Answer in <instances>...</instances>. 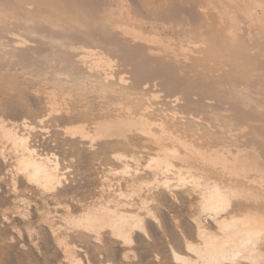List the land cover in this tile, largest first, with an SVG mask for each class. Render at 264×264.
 I'll return each mask as SVG.
<instances>
[{
  "label": "bare ground",
  "instance_id": "1",
  "mask_svg": "<svg viewBox=\"0 0 264 264\" xmlns=\"http://www.w3.org/2000/svg\"><path fill=\"white\" fill-rule=\"evenodd\" d=\"M5 154L14 185L51 198L85 172L98 190L63 217L97 241L106 231L116 260L152 237L153 264H264V0H0ZM152 202L191 216L162 215L164 240Z\"/></svg>",
  "mask_w": 264,
  "mask_h": 264
},
{
  "label": "rangeland",
  "instance_id": "2",
  "mask_svg": "<svg viewBox=\"0 0 264 264\" xmlns=\"http://www.w3.org/2000/svg\"><path fill=\"white\" fill-rule=\"evenodd\" d=\"M4 156V157H3ZM8 158H7V157ZM10 154H5V155H1L0 156V179H1V177L2 176H4V177H2L3 178V180L2 181H4V180H6L7 182H2V184H1V180H0V186H1V188L2 189H0V192H1V195H0V224H1V226H0V230H1V232H0V264H78V263H76V262H79V264L81 263V264H104L106 261L110 264V262H113V263H111V264H132V263H134V264H153L154 263V257H153V255L154 254H157V251H159V247H158V244H157V242L156 241H154V239L151 237V242H150V244L149 245H145V247H147L148 249H144V251L145 252H143V248H140V250H141V252L139 251V248H136V246H131L132 247V249H131V247L129 246V245H124V246H122V247H120V249H121V251L124 253V255H127L128 253H129V255H128V261L126 260L125 262L123 261V260H116L115 258H112L113 256H112V254H113V249L115 248L114 246H115V243H114V241H113V239L112 238H110V236L109 235H107V233H106V231L104 232V234H105V237H104V239H105V242L104 241H102L101 242V240L99 239V241H97V238H95V237H93V236H89L88 234H85V233H83V234H85V235H83L82 233H80V232H82V231H80L79 229H76L75 227L73 228V226L72 225H70L69 226V224L67 223L68 221L66 220L67 218H66V215L69 213V214H73L74 213V211H75V213H74V215H77L78 214V212L80 213V209L78 208V207H74L75 205L74 204H72L73 203V200L74 201H77V199H79V197L80 198H82L84 195H85V197L87 198V200H89V201H91L92 200V198H88V197H90L91 195H93V194H91V193H94L95 192V189L96 190H98L95 186H93L94 185V183H93V181L91 182V181H87V180H84V178L87 176L86 175V173L85 172H83V171H81V170H73V172L72 171H70L69 173H68V176H69V180L70 181H72V182H75V183H77V189H75V188H73L72 189V192L71 193H69V194H62V195H60L59 197H53V198H51L52 196H51V193L50 192H45V193H43L42 192V190L41 189H36V187H32V185H26V182H25V180H24V187H21V186H19V184H15L14 185V182H13V178H11L12 177V175H10L11 173H9V172H11L12 171V169L14 170V167H15V158L11 155L10 157ZM13 157V158H12ZM7 160V162H6V160ZM12 158V159H11ZM2 159V160H1ZM3 159H4V161H3ZM10 160H11V162H10ZM9 161V162H8ZM13 161H14V163H13ZM7 163V165L9 166V169H8V166L6 165L5 166V164ZM5 163V164H4ZM9 163V164H8ZM3 164V165H2ZM11 165V166H10ZM6 167H7V169H6ZM12 169H11V168ZM11 170V171H10ZM8 171V172H7ZM76 171V172H75ZM7 172V173H6ZM79 173V174H78ZM8 175H9V178H8ZM77 176V177H76ZM80 176V177H79ZM83 176V177H82ZM71 177H73V178H71ZM76 177V178H75ZM6 178V179H5ZM12 179V180H11ZM75 179H76V181H75ZM81 181H82V183H81ZM9 182V183H8ZM13 182V183H12ZM86 182V183H85ZM89 182V184H90V187L89 186H87V183ZM13 184V185H11L12 186V188H10V184ZM85 183V184H84ZM6 184V185H5ZM7 184H8V187H7ZM79 184V185H78ZM88 184V185H89ZM87 187H85V186ZM6 188H5V187ZM16 186V187H15ZM25 186H27V187H25ZM31 186V187H30ZM91 186H93V187H91ZM80 187V188H79ZM17 188V189H16ZM24 188H26L27 190L25 191V189ZM30 188H31V190L33 191H31L30 190ZM81 188H83V190H81ZM4 189V190H3ZM23 189V190H22ZM35 189L37 190V191H35ZM91 189H92V192H91ZM18 190V191H17ZM30 190V191H29ZM90 190V191H89ZM4 191V192H3ZM6 191V192H5ZM8 191V192H7ZM15 191V192H14ZM20 191V192H19ZM23 191H25V192H23ZM29 191V192H28ZM81 191V193H79ZM12 192H14L15 193V195H14V193L12 194ZM16 192H17V194H16ZM28 192V193H27ZM78 192V193H77ZM2 193H5V194H2ZM22 193V194H21ZM27 193V194H26ZM31 195H30V194ZM33 193V194H32ZM42 193V194H41ZM74 193V194H73ZM84 193V194H83ZM89 193H90V195H89ZM10 194H12V195H10ZM24 194H26V196L27 197H29V200L31 201H29L28 200V202H27V197L24 195ZM44 194V195H43ZM45 194H47V195H45ZM70 194H72V195H70ZM81 194V195H80ZM86 194H88V195H86ZM3 195V196H2ZM5 195V196H4ZM7 195H9L8 197H7ZM19 195L21 196V198H19ZM51 197H50V196ZM79 195V196H78ZM83 195V196H82ZM14 196V197H13ZM15 196H17V197H15ZM25 196V197H24ZM36 196V197H35ZM40 196H42V197H40ZM44 196V197H43ZM48 196H49V198H48ZM70 196H72L71 198H70ZM88 196V197H87ZM7 197V198H6ZM10 197V198H9ZM12 197V198H11ZM22 197L26 200V202H25V200H23L22 199ZM31 197V198H30ZM32 197H33V199L34 200H31L32 199ZM66 197H67V200H66ZM74 197V198H73ZM85 197H83V198H85ZM92 197V196H91ZM16 200H15V199ZM42 198V199H41ZM51 198V199H50ZM56 198V199H55ZM69 198V199H68ZM73 198V199H72ZM77 198V199H76ZM8 199V200H7ZM20 199V202L18 201L17 202V200H19ZM45 199V202L43 201ZM49 201H48V200ZM53 199H55V200H53ZM65 199V200H64ZM70 199H72V200H70ZM76 199V200H75ZM4 200V201H3ZM22 200V201H21ZM53 200V201H52ZM25 203H24V202ZM34 201V202H33ZM51 201H52V203H51ZM55 201V202H54ZM63 201V202H62ZM4 202V203H3ZM10 202V204H6V203H9ZM40 202V203H39ZM1 203H3V205L1 204ZM15 203V204H14ZM23 203V204H22ZM28 203H31V204H28ZM34 203V204H33ZM48 203H49V205H48ZM65 203V204H64ZM181 202H178V203H174V202H166V203H158V202H152V203H149V204H146V205H148V207L149 208H152L153 210H155V211H153L154 212V214H156L155 216H156V220L157 219H159L160 220V223H158L159 222V220H155L154 218H153V220H154V222L156 223V224H160L162 227H161V231H160V234H161V236H162V238L164 239V238H166V235H165V230H166V224H165V222H164V219H163V216L162 215H164L165 213H166V215H167V217H169L170 218V221H168L169 223H172V224H174V225H176V224H182L183 222H185V221H187L189 218H190V216H191V212H192V206L189 204V203H181ZM13 204V205H12ZM17 204V205H16ZM21 204V205H20ZM25 204V205H24ZM37 204V205H36ZM44 204H46V205H48V206H46V205H44ZM59 206H58V205ZM67 204V205H66ZM151 204V205H150ZM153 204H155V205H153ZM163 204V205H162ZM167 204H169V205H167ZM10 205V206H9ZM15 205V206H14ZM63 205V206H62ZM70 205L73 207H71L70 208ZM13 206V207H12ZM27 206V207H26ZM38 206V207H37ZM51 208H50V207ZM55 206V207H54ZM58 206V207H57ZM60 206H61V208H60ZM67 206V207H66ZM172 206V207H171ZM188 206H191V209H190V207H188ZM16 207V208H15ZM18 207V208H17ZM21 207V208H20ZM22 207H25V209L24 208H22ZM32 209H30V208ZM37 207V208H36ZM42 207V208H41ZM53 207H54V209H53ZM63 207H64V209H66V211H64V209H63ZM137 207V205H135L133 208H136ZM159 207V208H158ZM171 207V208H170ZM174 207H176L175 209L177 210V209H181V211L180 210H178V211H175V209H174ZM178 207V208H177ZM195 207V206H194ZM4 210H3V209ZM19 208H20V210H19ZM44 208V209H43ZM56 208H57V210H56ZM68 208V209H67ZM77 208H78V210H77ZM162 208V209H161ZM8 209H10V210H8ZM23 209V210H22ZM30 209V210H29ZM63 209V210H62ZM159 209H160V211H159ZM24 210H26V211H24ZM28 210H29V212H28ZM45 210V211H44ZM48 210V211H47ZM50 210H52V212L50 211ZM60 210V211H59ZM70 210V211H69ZM168 210V211H167ZM184 210V211H183ZM4 211H6V212H4ZM12 211V212H11ZM20 211H22V213L20 212ZM32 211V212H31ZM35 211V212H34ZM38 211V212H37ZM41 211V212H40ZM46 211H47V213H46ZM55 211L56 212H59L58 214L57 213H55ZM156 211H158V212H156ZM163 211H164V213H163ZM191 211V212H190ZM10 212H11V214H10ZM16 212V213H15ZM18 212H20V213H18ZM25 212V213H24ZM40 212V213H39ZM43 212L45 213L44 215H43ZM48 212H49V214H48ZM54 212V213H53ZM71 212V213H70ZM156 212V213H155ZM176 212V213H175ZM178 212V213H177ZM31 213L34 215H31ZM35 213V214H34ZM42 213V214H41ZM56 214L57 216H54L53 214ZM61 213H62V215H61ZM162 213V214H161ZM186 215H185V214ZM4 216H3V215ZM5 214H8V216L7 215H5ZM21 214H23V216L21 215ZM25 214V215H24ZM51 214V215H50ZM66 214V215H65ZM14 215V216H13ZM17 215V216H16ZM29 216V217H27V216ZM42 215V216H41ZM53 215V216H52ZM63 215H64V217L66 218H64L63 217ZM170 215V216H169ZM173 215V216H172ZM190 215V216H189ZM5 216L7 217V221H6V219H5ZM11 216V217H10ZM41 216V217H40ZM45 216V217H44ZM47 216H48V222L46 221L47 220ZM161 216V217H160ZM180 216V217H179ZM187 216V217H186ZM9 217V218H8ZM12 217H15V218H12ZM27 219H26V218ZM31 217V218H30ZM44 217V219L46 218V220H44V219H42ZM158 217V218H157ZM172 217V218H171ZM184 217V218H183ZM51 218H52V220L53 219H55V220H51ZM59 218V219H58ZM64 218V219H63ZM161 218V219H160ZM169 218H168V220H169ZM174 218V219H173ZM180 218V219H179ZM187 218V219H186ZM10 219V220H9ZM12 219H14V221L12 220ZM182 219V220H181ZM44 220V221H43ZM61 220V221H60ZM176 220H179V222L177 221L176 222ZM4 221V222H3ZM21 221V222H20ZM47 223H46V222ZM55 221H56V223H55ZM60 221V222H59ZM7 222H9V223H7ZM40 222H41V225H42V227H41V225H40ZM53 222V223H52ZM5 223H7V224H5ZM12 223V224H11ZM23 223V224H22ZM43 223V224H42ZM44 223H45V225H44ZM48 223H49V226H47L48 225ZM57 223H58V225H57ZM2 224H3V226H2ZM11 224V225H10ZM38 224V225H37ZM16 225V226H15ZM33 225V226H32ZM35 225V226H34ZM55 226L54 228L57 230V228H58V230L57 231H55V233H57V234H55V233H53V231H52V226ZM66 225H68V227L66 226ZM159 225V226H160ZM40 226V227H39ZM45 226V227H44ZM58 226V227H57ZM61 226V227H60ZM63 226V227H62ZM71 226H72V228H71ZM8 227V228H7ZM16 227V231L18 232H16L15 231V229H14V231H13V229L12 228H15ZM26 227H28V228H26ZM51 227V228H50ZM65 227H67V229H65ZM30 228H32V229H30ZM62 228V229H61ZM72 231H70L69 229ZM11 229V230H10ZM24 229V230H23ZM34 229V230H33ZM73 229H76V231H74ZM4 230V231H3ZM21 230V231H20ZM27 230V231H26ZM42 230V231H41ZM66 230H68L67 232H66ZM79 231V233H78V231ZM28 231H30V232H28ZM36 231V232H35ZM49 231V232H48ZM52 231V232H51ZM74 231V232H73ZM21 232V233H20ZM24 232V233H23ZM27 232V233H26ZM31 232H33V233H31ZM62 232V233H61ZM66 232V233H65ZM3 233V234H2ZM20 233V234H19ZM23 233V234H22ZM35 233V234H34ZM46 233H48V234H46ZM59 233H61V234H59ZM75 233H78V235L76 234L75 236H74V234ZM53 234H55V235H53ZM68 234V235H67ZM69 234L71 235L70 237H68L69 236ZM82 234V235H81ZM13 235V236H12ZM49 235V236H48ZM50 235L52 236V237H50ZM58 235H59V237H58ZM61 235H66L65 237L67 238V241H66V238L64 237V236H61ZM88 235V236H87ZM15 236V237H14ZM32 236V237H31ZM33 236H35L34 238H33ZM6 237V238H5ZM11 239H10V238ZM14 237V238H13ZM24 237L26 238V239H24ZM29 237V238H28ZM31 237V238H30ZM64 237V238H63ZM83 237V238H82ZM86 237H87V239H86ZM91 237V238H90ZM108 237V238H107ZM17 238H19V239H17ZM20 238H21V240H20ZM29 240H28V239ZM50 238H51V240H50ZM61 239V240H64V242L65 243H67L68 242V240H70L69 241V243L68 244H65V247L67 248V247H69L68 248V252L69 253H67V251H66V248L64 247V245L62 244V246H60L61 244L60 243H58L57 244V239ZM110 238V239H109ZM15 241H14V240ZM34 239V240H33ZM85 239V240H84ZM95 239V240H94ZM162 239V240H163ZM14 242H13V241ZM38 240V241H37ZM49 240H50V242H49ZM73 240V242L75 241V243L77 244H75V243H73V242H71ZM165 240V239H164ZM4 241H5V243H4ZM18 241V242H17ZM31 241V242H30ZM32 241H33V243H32ZM81 241H83V242H81ZM90 241V242H89ZM8 242V243H7ZM35 242V243H34ZM48 242V243H47ZM56 242V243H55ZM78 242V243H77ZM89 242V243H88ZM104 242V243H103ZM113 244H112V243ZM153 242V243H152ZM4 243V244H3ZM10 243V244H9ZM14 243V244H13ZM16 243V244H15ZM23 243V244H22ZM30 243V244H29ZM37 243V244H36ZM52 245H51V244ZM73 243V244H72ZM80 243H81V245H80ZM83 243H84V246H83ZM86 243V244H85ZM92 243V244H91ZM103 243V244H102ZM155 243V244H154ZM26 244V245H25ZM77 246H75V245ZM102 244V245H101ZM154 244V245H153ZM14 245V246H13ZM16 245V246H15ZM17 245H19V247H17ZM30 245H32V246H30ZM36 245H38V247L36 246ZM60 246V248H59V246ZM68 245V246H67ZM72 245H74V246H72ZM92 245V246H91ZM103 245H105V246H103ZM112 245V246H111ZM137 245H139V244H137ZM9 246V247H8ZM10 246H12V247H10ZM30 246V247H29ZM40 246V247H39ZM57 246V247H56ZM71 246V247H70ZM82 246V247H81ZM90 246V247H89ZM151 246H152V248H151ZM50 247V248H49ZM61 247H64L65 248V250H64V248L62 249ZM75 247V248H74ZM80 249H79V248ZM114 247V248H113ZM138 247V246H137ZM18 248V249H17ZM21 248H23V249H21ZM31 248V249H30ZM53 248V249H52ZM72 248V251L70 252L69 250ZM77 248V249H76ZM125 248V249H124ZM127 248H129L130 250V252L128 251V249ZM154 248L155 249H157V250H154ZM34 251H33V250ZM38 249V250H37ZM40 249V250H39ZM64 250V251H62V250ZM75 249H76V251H75ZM86 249H87V251H89V252H91V253H89V252H87L86 251ZM102 250V251H101ZM106 251V252H103V251ZM66 251V252H65ZM79 251V252H78ZM134 251V252H133ZM149 251H151V252H148ZM155 251V252H154ZM4 252V253H3ZM63 252V253H62ZM82 252V253H81ZM87 252V254H85ZM108 252V253H107ZM128 252V253H127ZM65 253L69 256H67V255H65ZM77 254V255H75V254ZM127 253V254H126ZM142 253H145L146 254V257H145V261H146V263H145V261L144 260H142V258H141V255H142ZM89 254H91V255H89ZM103 256H101V255ZM107 254V255H106ZM136 256H135V255ZM149 254H151V255H149ZM65 255V256H64ZM73 255V256H72ZM66 256L68 257L67 259H66ZM73 258H72V257ZM75 256V257H74ZM88 256H89V258H88ZM134 256H135V260L133 259V260H131L132 258H134ZM147 256H148V258H147ZM152 256V257H151ZM161 256V255H160ZM78 257V258H77ZM83 257V258H82ZM98 257H99V259H100V261L99 260H97L98 259ZM111 257V258H110ZM129 257H131V262H130V260H129ZM137 257V258H136ZM150 257V258H149ZM70 258V259H69ZM74 258H76V259H79L78 261L76 260V259H74ZM91 258V259H90ZM93 258V259H92ZM95 258V259H94ZM102 258V259H101ZM66 259V260H65ZM71 259H74V260H71ZM105 259H107V260H105ZM108 259H109V261H108ZM126 259H127V256H126ZM138 259V260H137ZM153 260V261H151V260ZM91 260V261H90ZM115 260V261H114ZM137 260V261H136ZM70 261H72V262H70ZM81 261V262H80ZM105 261V262H104ZM121 261V262H120ZM135 261V262H134ZM139 261V262H138ZM89 262V263H88ZM103 262V263H102ZM107 262L105 263V264H107ZM116 262V263H115ZM144 262V263H143Z\"/></svg>",
  "mask_w": 264,
  "mask_h": 264
}]
</instances>
